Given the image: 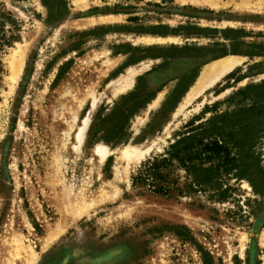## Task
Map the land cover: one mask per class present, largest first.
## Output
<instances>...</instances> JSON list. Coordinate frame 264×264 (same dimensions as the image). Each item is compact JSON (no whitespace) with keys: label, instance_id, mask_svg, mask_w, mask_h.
Wrapping results in <instances>:
<instances>
[{"label":"rangeland","instance_id":"obj_1","mask_svg":"<svg viewBox=\"0 0 264 264\" xmlns=\"http://www.w3.org/2000/svg\"><path fill=\"white\" fill-rule=\"evenodd\" d=\"M243 1L0 0V264H264V196L235 172L198 188L175 159L162 194L133 184L264 81V0ZM227 57L242 64L183 109Z\"/></svg>","mask_w":264,"mask_h":264},{"label":"trees","instance_id":"obj_2","mask_svg":"<svg viewBox=\"0 0 264 264\" xmlns=\"http://www.w3.org/2000/svg\"><path fill=\"white\" fill-rule=\"evenodd\" d=\"M235 99L243 105L192 128L183 138L186 145L183 151H177L178 145L174 144L170 158L149 162L133 179V184H143L151 178L157 181L158 193L162 194L169 173L166 166L176 159L188 167L198 188H213L208 180L226 169L235 172L239 180H248L256 195L264 196V169L257 153L258 145L264 141V81L239 90L230 100ZM205 162L209 168H204Z\"/></svg>","mask_w":264,"mask_h":264},{"label":"bare ground","instance_id":"obj_3","mask_svg":"<svg viewBox=\"0 0 264 264\" xmlns=\"http://www.w3.org/2000/svg\"><path fill=\"white\" fill-rule=\"evenodd\" d=\"M197 1V0H195ZM219 1L220 0H205V2L213 7L217 8L219 7ZM79 4V3H78ZM240 6L245 8H250V0L243 1ZM13 60L11 62V68H12V79H16L18 72L21 68V63L16 59V53L13 55ZM242 59L237 57H227L223 60H220L218 62L213 63L210 65L208 70H206L205 74L202 76V79L198 86L193 91L190 98L187 99V102L184 104L183 109L187 108L195 99L203 95L205 92L215 88L217 84H219L227 75L231 74L238 66L242 64ZM120 83L116 82L115 84L110 85V87H114L116 84ZM132 85L131 80H127L121 87L119 91H124L128 87ZM179 114V113H178ZM87 124V120L84 124V126ZM85 129H81L79 134L80 142H82V133ZM151 151V148L149 149H143L141 147H127L122 151L121 158L124 159L127 163H135L142 160L149 152ZM96 154L100 156L103 160H105L110 154H112L111 151H109L108 148L104 146H98L96 149Z\"/></svg>","mask_w":264,"mask_h":264}]
</instances>
